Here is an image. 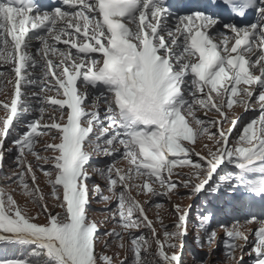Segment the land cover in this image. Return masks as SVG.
I'll list each match as a JSON object with an SVG mask.
<instances>
[{"label":"snow or ice","instance_id":"snow-or-ice-1","mask_svg":"<svg viewBox=\"0 0 264 264\" xmlns=\"http://www.w3.org/2000/svg\"><path fill=\"white\" fill-rule=\"evenodd\" d=\"M183 8L169 0H0V61L15 76L10 103L0 102V179L16 186H0V264H113L97 251L110 241L131 253L119 264H189L186 247L192 264H212L215 213L207 200L196 212L192 242L208 249L201 255L188 244L192 204L172 200L181 189L189 200L229 193L246 215L217 225L224 259L242 264L251 244V264H264V0ZM237 107L251 117L234 135ZM93 156L105 162L93 167ZM133 189L148 199L141 203ZM94 202L106 213L100 219L90 215ZM161 210L171 212V225ZM253 223L254 231L241 230Z\"/></svg>","mask_w":264,"mask_h":264},{"label":"rangeland","instance_id":"rangeland-1","mask_svg":"<svg viewBox=\"0 0 264 264\" xmlns=\"http://www.w3.org/2000/svg\"><path fill=\"white\" fill-rule=\"evenodd\" d=\"M9 81H12V80H9L8 78H5L4 79V91L2 93V96L3 97H6V96H10V93H11V90H12V83H9ZM236 113L239 115L240 113H242V117H241V120L239 121L238 125H237V128L234 130V135L235 133L239 132L240 130V127H242L243 123L245 121H247L250 117H251V112H245V110L243 108H240V107H237L235 109ZM6 115V112L3 108L0 109V117H4ZM198 115H201V113H198ZM209 116L213 115V113H208ZM49 121V120H47ZM43 122H46V121H43ZM50 122V121H49ZM228 125H225V127H227ZM46 139V138H45ZM39 146H40V143H39ZM197 150L200 149L201 147V144L198 142L197 145ZM42 155H47V153H41ZM193 159H195V157H193ZM121 162L122 161H119L118 163L121 165ZM179 170V169H177ZM184 171H187V169H183ZM8 171V170H7ZM91 171V170H90ZM37 175V178H38V183L40 184V187L43 191H47V189L45 188L44 186V177L42 175V173H40L39 171H37L36 173ZM175 178V177H174ZM0 186H3L5 187L6 189H11V188H15L16 186L13 184V185H3V181L1 179V183H0ZM154 187H158L156 185H154ZM12 195L14 196V198L18 201V203L22 206H26V208L29 210V214L32 215L35 213V206L32 204V203H26V197H24L22 194L19 193V191H15V192H12ZM105 195H109V193H107L105 191ZM230 194L228 193H222L221 196L219 197H211V201H214V202H222L223 200H225V198L227 196H229ZM137 197H139V195H136ZM181 197H184L183 198V201H182V207L183 206H186L191 200L187 199L186 197V193L183 189H181V196H174L172 197V200L175 201V202H181ZM159 201H162V202H159V203H162L165 205V208H169L170 205L167 204L166 200L164 199H161ZM206 199H203V201H201L199 204L197 203L196 204V208L192 210V219L190 220L189 222V236H188V244L189 246L194 249L197 253H200L201 255H206L208 249L205 248L203 250H200V249H196L195 248V245L193 244L192 242V238L196 232V229L193 227V224L195 223V217H196V212L197 210L202 206V202H205ZM49 203H51V201H49ZM93 207V211L90 213V215L95 218V219H100L102 218L104 215H106L105 212L101 211L100 209L102 208V205H98L96 204L95 202L93 203L92 205ZM55 210H58V209H55ZM147 213H148V216L150 219H152L153 221L156 220V213H157V210L155 209V206L152 205L150 208L147 209ZM159 215L160 217L162 218V221L164 224L166 225H171V223L173 222L174 220V217L173 215L171 214L170 211H166V210H161L159 212ZM35 222L37 223H42L44 222L43 220V217H40L38 218ZM218 224L214 223L213 220H212V227L214 228H217V232H218V239L217 241L215 242V251L212 253V256L210 257V259L212 260V264H235V261H226L224 259V248H223V244H224V233L222 230H220L218 227H217ZM231 226V225H229ZM255 225L251 224V225H243L241 227V230L242 231H245L246 234H248V229L251 228L253 229ZM105 227H113V225L111 224H108L106 225ZM156 227L157 229L159 230V224H156ZM169 230H171L169 228ZM103 231V229H102ZM135 234L139 235L141 234L140 233V230H137V229H133L132 230ZM146 231H144L143 234H145ZM147 237L150 238V234L148 233L146 235ZM162 238V237H161ZM253 238L252 235H249V239L251 240ZM123 243H125L126 245H129L130 244V241L127 240V238L125 237V240L123 241ZM236 243H243V241H240V240H237ZM155 248H156V245L155 243L153 242L151 244V247L149 248V252L151 253H154L155 252ZM251 248V244L248 245V247H246L244 249V253H243V260H242V264H251V259L252 257H250L249 255V249ZM97 251L100 252V251H106V253L108 255H112L113 256V264H119V260L120 259H123L125 257V255H131L130 252L126 253L125 249L123 248H117L116 247V242H112L110 241V247L107 249V250H104L102 248H100L99 246L97 247ZM119 253V257H117L115 255V253ZM235 256L237 259L240 258L241 256V252L239 249H236L235 250ZM145 259H148V260H152L154 257L153 256H145L144 257ZM184 258L186 260L189 261V264H192L191 262V256H190V251H189V248L186 247L185 249V255H184ZM129 264H131V261H129Z\"/></svg>","mask_w":264,"mask_h":264},{"label":"trees","instance_id":"trees-1","mask_svg":"<svg viewBox=\"0 0 264 264\" xmlns=\"http://www.w3.org/2000/svg\"><path fill=\"white\" fill-rule=\"evenodd\" d=\"M147 234H148V232L146 231L144 235L146 236ZM12 251L14 252V254L16 256H19L20 258H23L28 253V250L27 249H20V248L14 249Z\"/></svg>","mask_w":264,"mask_h":264}]
</instances>
